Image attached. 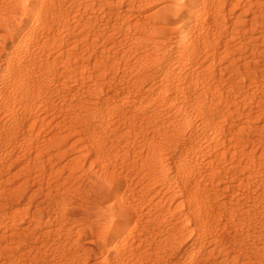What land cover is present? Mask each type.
Listing matches in <instances>:
<instances>
[{
	"label": "rangeland",
	"instance_id": "rangeland-1",
	"mask_svg": "<svg viewBox=\"0 0 264 264\" xmlns=\"http://www.w3.org/2000/svg\"><path fill=\"white\" fill-rule=\"evenodd\" d=\"M174 1L155 0L150 15V10L142 7V10L137 8L125 12L131 5L136 8L138 3L142 4L140 0H0V26L4 27L1 23L6 20L19 24L20 31L24 33L22 37L28 43L22 51H14L0 81V137L5 138L0 140V213L6 212V203L13 200L16 193L25 190L29 199L28 209L13 214L6 223L19 224L15 233L0 236V264H83L88 257L77 250L76 243L83 242L77 229L82 227L84 219H90L91 215L99 211L98 208L108 203L103 199H106L104 194L109 186L129 196L127 190L133 187L138 191L130 197H134L135 204L139 199H150L151 209L142 217L140 214L143 212L139 206H133L134 211H138L134 214L140 216L137 219L134 217L130 226L139 221L142 234L147 236L136 248L133 245L134 250L147 251L154 248L153 253H156L158 246L164 247L167 243L164 239L186 237V226L190 228L195 225L203 229L201 219L209 218V215L200 206L195 185L187 182L188 171L184 174L185 171L155 169L157 179L144 175L147 168L150 169L148 163L155 155L143 146L146 136L141 133L130 134L134 137L124 135L127 139L121 135L130 126L139 127V120L132 121L131 117L125 122L112 119V113L105 107L106 102L104 105L99 104L107 94L98 92L95 86L102 68L113 63L115 67L106 76L114 75L118 84L127 77L128 84L153 87L151 89L158 93L159 104V113L156 111L155 116L163 129L160 135L157 134L156 139L160 140L165 138L166 130L178 124L193 135L211 141L219 139L223 133L208 130L212 119L204 112L206 105L200 102L199 95L203 94L205 88L210 89L209 95H221L226 101L233 102V112H264V92L259 89L250 94L248 81L230 78L237 77V73L228 69L242 65V68L261 72L264 68V23L259 24L255 18L258 8L255 5L247 8L245 2L235 7H232L233 4L226 7L227 14L224 13L223 17L228 32L221 33L213 31L210 27L214 24L209 25L203 16L195 17L184 28L181 20L166 23L161 13L163 11L156 9L168 5L181 6L184 0ZM32 5L34 8L27 16L29 21L26 23L27 20L22 19L24 15L21 16L22 10L30 9ZM214 5L220 7L223 2L215 0ZM156 12L160 18L158 21L153 20ZM150 23L159 29L166 27L167 36L180 32V64L172 72L163 73L160 69L159 75L158 71L153 74L159 70V67L152 64L153 59L159 60L167 36L143 32L142 27ZM10 29L0 28V40H3L2 34ZM216 42L219 43L215 49L219 60H212L209 50L215 47ZM249 60L253 63L243 64ZM71 61H77L78 65ZM71 68L74 72L82 73V79L65 78ZM61 71L64 74L60 76ZM85 76L88 78L84 79ZM33 83L35 91L29 94L26 91ZM88 110L103 115L104 124L100 125L102 128L99 127V132L105 128L109 133L93 136L92 140L99 142L93 145L89 135L76 127L75 131L79 132L69 136L66 154L52 160L44 159L38 165L36 161L41 152L46 150L49 153L43 141L58 131L55 124L61 120L73 125ZM40 113L47 121L46 125L37 123L29 126L27 117ZM225 119L221 124L227 129L231 127L234 118ZM254 132L253 136L250 134L245 138L249 142L235 144V149L244 153L242 157L236 155L235 159L241 164H250L254 154L260 161L255 167L257 169L264 166V153H261L264 150V136L262 132ZM173 134L170 133L169 139H174L178 146H187L188 141H182V136L178 137L181 134ZM154 137L148 135L145 140H148L150 148L155 145ZM37 138L41 141L31 147ZM73 141L76 143L70 145ZM261 143L263 146H259ZM243 144L247 145L246 148L242 147ZM160 150L158 156L161 160H166L171 154V149L166 147L162 146ZM248 150L250 153H247ZM239 156L241 159H238ZM73 158L76 159V165L70 171L64 166ZM197 161H187L193 173L206 169ZM112 187L107 193L113 190ZM103 195L105 198H102ZM249 196L253 198L252 194ZM242 202L234 210L239 214L238 226L231 223L224 227L225 237L217 241L224 252L234 249L235 245L249 243L235 242L231 233L235 228L255 229L257 232L264 230V201L257 199L254 206H249L247 199ZM248 209L254 212L253 218L244 214ZM229 210L225 209L226 216L231 215L232 211ZM146 216L149 219L145 220ZM141 220H145V223ZM206 239L209 240V237ZM96 256L95 261L103 258V254L102 257L99 253ZM123 260L121 264L133 261L140 264H164L168 257L160 254L143 259L129 254ZM87 263L92 264L94 260Z\"/></svg>",
	"mask_w": 264,
	"mask_h": 264
},
{
	"label": "bare ground",
	"instance_id": "bare-ground-1",
	"mask_svg": "<svg viewBox=\"0 0 264 264\" xmlns=\"http://www.w3.org/2000/svg\"><path fill=\"white\" fill-rule=\"evenodd\" d=\"M172 1L175 2L174 0ZM140 2L142 4L138 3L136 8L131 5L125 9V12L137 10V8L141 9V7L142 9L148 8L150 10L153 8L155 0H140ZM214 2L215 0H184L182 3H180L181 6L168 5L165 8L160 7L156 10L163 11L161 13L165 16L166 23L175 20H181L183 24L182 26L184 28L186 25L194 21L195 17L203 16V18L207 19L206 21H209V25L212 23L214 24V26L210 27L213 31L217 30V32L221 31V33H226L228 30H226V21L223 17L224 13H226V7L230 6L231 4H233L232 7H235L242 4V2H245L246 4H244V6L247 8L252 5H255L258 8L255 11V18L257 21H259V24L264 23V0H222L223 5L220 7L215 6ZM110 4L113 3L110 2ZM33 8L34 5H32L30 9L22 10L23 12L21 16L24 15L22 16V19L23 21L27 20L26 23L29 21L27 16L29 17V14L32 13ZM40 11L43 12L41 9ZM152 11L153 10L149 11L150 15L153 13ZM57 13H59V11ZM159 19L158 13H154L153 20L158 21ZM155 21L150 22L155 23ZM257 21L255 24H257ZM11 22L12 21L6 20L1 23L4 25V27L0 26V28L3 30L11 28L5 34H2V39L4 41L0 40V71H2V73H0V81L4 77L3 71L5 68H8V61L10 57L13 56L14 51L17 50L16 52H19L18 50L28 46L26 39L22 37V34L24 33L20 31L19 24ZM153 23H150V25L148 24V26H143L142 31L159 36H167L166 27L159 29ZM179 34L180 32H177L176 34L167 36L165 38L164 50L160 52L159 60L156 59V61L153 59V62L151 61L152 64L159 67V70L153 72L154 75L157 74V71L159 75L160 69L163 70V73H169L179 66V52H181L180 50L182 49ZM218 44L219 43L216 42L215 47L209 50L212 60H219L215 53V49ZM213 45L214 43L212 46ZM160 49L161 47L159 50ZM47 56L48 55L46 54L45 57ZM76 62L77 61H71V63L74 65H78ZM252 63L253 61L249 60L245 61L243 64L248 65ZM78 67H80V65ZM104 67L108 68L105 69ZM104 67L102 68V73H100L96 80L95 86L98 92H105L107 95H105L104 99H102L99 104L104 105L106 102L105 107L109 113H112V119L116 118L119 121L125 122L128 117H131L130 120L132 121L139 120V127L135 125L130 126L126 128V131L121 133V135L123 137L124 135L129 136L133 133L137 135L140 133L145 135L146 137L143 139V146L146 147L147 151L150 150L155 153L152 161L148 163V160L146 159L150 169L147 168L148 172L146 171L144 175H147L152 179H157V176H155V171L158 169H163L164 171L168 172L173 170L185 171L184 174H186V171H188L187 173H189V180L187 182L190 185H195L194 187L198 193V201L200 206H202V209L208 213L209 218L201 219L203 229L196 228L195 225L190 228L189 226H186V229H188L186 231V237L183 236L181 238L179 236L180 238H171L173 240H170V237L169 239H164L163 241L167 243L164 245V247L158 246L156 253H153L154 248L147 251L138 249L134 250L132 249L133 245L134 248H136L135 246H138L139 243L145 240L147 236L146 234H142L143 231L140 229L141 226L138 223L139 221L135 222L136 225L133 224L132 227L130 225H132V220L134 217L137 219V217L140 215L141 217L146 215V212H148L149 208L151 207L150 199H139L135 204V202L133 203L134 197L131 199V196H133L134 193L138 191H135L133 187L130 186L131 188L127 190L131 195L129 196L124 195V193L121 194L119 190L114 189L112 186H109V184V188L112 187L113 190L111 189V192L107 193L108 190H110L108 188L106 194H104L106 199H103L107 200L108 203L104 206H99V211L97 210V213L95 212L96 214L91 212V214L94 215H91V220L84 219L85 222L82 224V227L77 229L79 236L82 237L83 241L76 243L77 250L84 252L88 257L87 260L83 262V264H88L87 262H90L92 259L94 260V263L92 264H121L124 262L123 258L129 254H132L135 257L140 256L143 259H150L151 257H157L162 254L165 257H168L167 262L164 264H264V230L257 232L255 229L235 228V230L231 232L232 238L236 239L235 242L249 241V243L247 245H235L236 247L232 249L233 251L231 249L226 252L222 251L221 246L217 242L225 237V234H223L224 227L229 226L231 223L238 226L239 223L237 221H239V214H237L234 210L236 206H239L243 203L242 200L247 199V202L250 204L249 206H254L257 199L264 201V166L263 168H255L257 165H259L260 161L256 156L254 157V154L252 155L250 161L252 163L250 164H241L240 161H236L235 159L237 158L235 156L238 154L241 157L244 156V153H240L239 150L237 151L235 149L236 143L239 144L244 142L245 144L246 142H249L247 141L248 139L246 140L245 138L248 135L255 133L254 130H257L258 133L262 132V135L264 136V112H250L251 114H244L243 112L237 111L233 112L231 110V103L233 104V102L230 100L226 101V99L221 95H209L210 89L205 88L203 94L199 95L200 102L203 106L206 105L204 106V112L212 119V124L209 126L208 130H210L212 133H214V131L220 132V134L223 133L219 139L211 141L209 138L207 139L206 137L193 135L192 133H188L187 130L182 129L180 127L181 125L179 126V124L178 126L174 125L170 128V130H166L164 133L165 138L163 140L156 139L157 134L160 135V133L163 132V129H161V123L159 122L158 117L156 118L155 116L156 111L159 109V104L157 103L158 93L155 92V89H151L153 87L148 88L144 85L135 83L128 84L127 82L129 78L126 76H124L126 77L125 80L118 84V81H115L114 75L106 76L108 71L114 68L115 65L113 63H108V65ZM228 69L232 70L234 73H237V77L230 76V78L233 77L248 81V86L251 88L250 94L256 93L255 91L259 89L264 92V68L261 70V72L250 70L245 67L242 68V65H237L232 68L229 67ZM162 70L161 74L163 75ZM63 74L64 71H61L60 76ZM66 75L67 76H65V78H74L75 80L82 79L83 77L82 73L79 71L74 72L73 69ZM87 78L88 77L85 76L84 79ZM34 88L35 84L31 85L26 92L32 94L35 91ZM38 88L39 86H37V89ZM107 117L106 119L108 123ZM225 118H234L232 119L233 123L230 125L231 127H228L227 129L221 124L222 121H226ZM26 120L28 121L29 126L37 123H40V125L43 126L46 125L47 122L41 113L38 115L28 116ZM26 120H24L25 123H27ZM103 122L104 118L102 114L97 115L89 110L83 116L76 119L73 122V125L67 124L65 121L63 123L61 120H59V122L55 124L58 128V131L54 133L48 140L43 141L46 143L49 153H47L46 150L42 151L36 161L37 164L41 165L44 159L52 160L55 157L64 156L68 147L67 141L69 136L79 132L75 131L77 129L76 127L82 131H85L91 140L93 136L97 137L96 134L98 133H100V135L109 133L105 128L103 130L101 129L102 132H99V127H101V124H104ZM102 126L104 127V125ZM170 133H177L178 135L181 134L178 137L182 136V141H188L187 146H178V144L174 142V139V141L169 139ZM148 135L149 137H154V135H156V137H154L155 145L151 148L148 145V140L145 141ZM131 136L134 137V135H130V137ZM251 136H253V134ZM104 138L105 136L103 139ZM124 138L128 139V137ZM3 139L5 138L0 137V140ZM40 141L41 139L39 138L35 139V142L31 144V147L37 145ZM75 143L76 141H73L70 145ZM97 143L99 144L98 141L95 142L92 140L93 145H97ZM244 144L242 147L247 146H244ZM162 146L171 149V154L166 160H161L158 156V152L161 151L160 147ZM259 146H263L262 143L261 145L259 144ZM252 152H254V150ZM247 153H250L249 150ZM261 153H264V150L263 152L261 151ZM148 155H150V153H148ZM240 156L238 159H241ZM191 159L198 160L197 162H200L206 166V169H202L203 171L200 170L198 173H193L191 171L192 166L189 164L190 162H187ZM75 160V158L69 160L67 163H65L66 165L64 167L68 168L70 171H73L76 165ZM255 162H258V164H255ZM257 176L259 178H257ZM110 181L111 180H109V182ZM139 193L141 195H145V193L142 191H139ZM249 194H252L253 198H251ZM104 195L102 198H105ZM119 195H121V197H119ZM133 206H139L143 213H137L140 214L139 216L134 214L136 210L134 211ZM28 207L29 199L27 198L25 190L21 191L20 193H16L15 196H13V200H9L6 203V212L0 213V236L9 234L12 235L15 233L19 224L15 225L13 222H11V224L6 223L12 218L13 214L26 211ZM226 208H229L232 211V213L229 212L231 213L230 216H226ZM244 214L251 218L254 217V212H251L250 209H248ZM149 216H146L145 220L149 219ZM210 216H212V218ZM141 221L145 223L143 220ZM106 222L108 223L107 225ZM147 222H149V220ZM192 224H194V222H192ZM262 224L264 226V221ZM98 233H102V235L98 236ZM207 237H209V240L206 239ZM151 240H154V238ZM77 253L79 254V252ZM84 253H82V255ZM98 253L100 256L103 254V258L99 261H95V258L97 257L96 255ZM94 256L96 257L94 258ZM126 264L140 263L138 261H133Z\"/></svg>",
	"mask_w": 264,
	"mask_h": 264
}]
</instances>
